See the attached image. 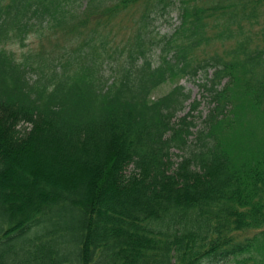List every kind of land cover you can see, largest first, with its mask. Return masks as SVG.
I'll return each instance as SVG.
<instances>
[{
	"label": "trees",
	"instance_id": "1",
	"mask_svg": "<svg viewBox=\"0 0 264 264\" xmlns=\"http://www.w3.org/2000/svg\"><path fill=\"white\" fill-rule=\"evenodd\" d=\"M164 1L0 0V264H264V0Z\"/></svg>",
	"mask_w": 264,
	"mask_h": 264
},
{
	"label": "rangeland",
	"instance_id": "2",
	"mask_svg": "<svg viewBox=\"0 0 264 264\" xmlns=\"http://www.w3.org/2000/svg\"><path fill=\"white\" fill-rule=\"evenodd\" d=\"M167 1H169V3ZM174 1L175 0H165L164 3H161V6H164L166 3V10L164 12L160 10L157 13L156 19L154 20V24L152 26L155 32H158L159 35H162L164 33H172L174 29L176 28V26L181 21L180 16H179V8L177 6L178 1H176V3ZM121 36L122 34L120 35V37ZM27 42L29 43V45L26 47H22L16 43L15 45L9 46V48H11L14 51L16 56H21L23 52L27 51V48L31 46H38L37 44H39L40 41L38 40L37 34L33 33L32 35L28 37ZM153 52H154L153 56L156 57V49ZM107 59L110 61V58H107ZM202 76H203L202 73L199 74L197 80L190 79L188 77H181L180 79V82L186 86L187 91L191 92V98L188 101V106L180 114L181 116L186 114L190 110L191 108L190 103L192 101H194L195 99L202 100V103L199 106V108L197 110H194V114L197 115V117L195 118V121L197 124H199L198 127H200L203 123L202 115H205L209 111V100L207 97L204 96L203 91L199 85V82L202 80ZM171 85L172 84L170 83H166L162 85L159 88L158 92L159 93L167 92L168 90H170ZM198 127L197 126L193 127V130L196 131ZM195 135L196 133L193 134L191 137L195 138ZM175 152H176V155H174V159H179L180 157L179 154L182 151L176 148Z\"/></svg>",
	"mask_w": 264,
	"mask_h": 264
}]
</instances>
